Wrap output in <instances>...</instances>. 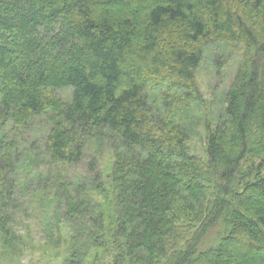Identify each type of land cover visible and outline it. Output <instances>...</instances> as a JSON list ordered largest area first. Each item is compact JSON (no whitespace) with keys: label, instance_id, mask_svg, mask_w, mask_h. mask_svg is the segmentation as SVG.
Masks as SVG:
<instances>
[{"label":"trees","instance_id":"trees-1","mask_svg":"<svg viewBox=\"0 0 264 264\" xmlns=\"http://www.w3.org/2000/svg\"><path fill=\"white\" fill-rule=\"evenodd\" d=\"M0 6V254L13 259L16 203L37 179L22 132L45 115L60 211L94 249L59 264L100 253L104 264H264V0ZM211 41L244 50L199 157L185 116L204 102L196 72ZM64 88L68 102L56 97ZM160 90L168 95L152 103ZM99 134L112 143L109 169L92 157L78 185L66 182L61 169L81 163Z\"/></svg>","mask_w":264,"mask_h":264},{"label":"rangeland","instance_id":"rangeland-1","mask_svg":"<svg viewBox=\"0 0 264 264\" xmlns=\"http://www.w3.org/2000/svg\"><path fill=\"white\" fill-rule=\"evenodd\" d=\"M0 0V4H1ZM5 1V0H4ZM9 2H4V4ZM1 9V6H0ZM35 11H37L35 9ZM38 37H47L45 26L37 28ZM49 35L48 37H50ZM225 45L220 42L211 41L203 50L202 60L196 72L197 89L203 98V103L193 105L186 112L185 126L189 131L188 147L192 155L205 157V145L207 138V123L215 122L217 116L222 112L224 93L234 78L243 48ZM150 93L152 103H159L167 96L163 90ZM150 92V91H149ZM148 92V93H149ZM57 98L63 102L71 99L69 88L56 92ZM49 126L47 116L41 115L22 132L23 146L26 145V152L34 155L35 158L30 166L36 173V184L21 191L20 201L16 203L18 216L13 222L14 229L18 235V246L15 251H8L0 254V264H59L69 254L84 249L86 228L77 223L72 226L67 223L62 210L63 199L60 198L58 189L57 171L55 167L49 168L44 158V133ZM97 137L91 140L87 157L75 166L61 169V177L71 184L78 185L83 180L92 157L98 159V167L107 171L112 159V152L109 147L112 145L106 137ZM28 156L25 155V157ZM53 170L51 179H47V170ZM21 171L19 170V173ZM106 175V174H104ZM105 182V181H104ZM213 186L209 192L211 194ZM98 196V195H95ZM61 202V204H60ZM75 241V244L73 242ZM83 247V248H82ZM94 249L88 250L87 256ZM69 253V254H67ZM104 264L102 255H98L97 263Z\"/></svg>","mask_w":264,"mask_h":264}]
</instances>
